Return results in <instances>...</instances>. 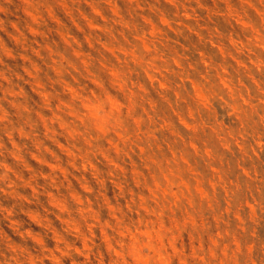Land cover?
I'll return each mask as SVG.
<instances>
[{
  "label": "rangeland",
  "instance_id": "rangeland-1",
  "mask_svg": "<svg viewBox=\"0 0 264 264\" xmlns=\"http://www.w3.org/2000/svg\"><path fill=\"white\" fill-rule=\"evenodd\" d=\"M0 264H264V0H0Z\"/></svg>",
  "mask_w": 264,
  "mask_h": 264
}]
</instances>
